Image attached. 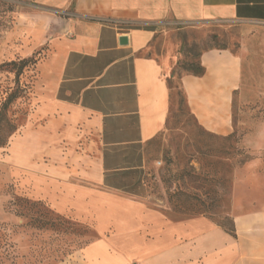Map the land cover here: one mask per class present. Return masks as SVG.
Listing matches in <instances>:
<instances>
[{
    "label": "crops",
    "instance_id": "obj_1",
    "mask_svg": "<svg viewBox=\"0 0 264 264\" xmlns=\"http://www.w3.org/2000/svg\"><path fill=\"white\" fill-rule=\"evenodd\" d=\"M216 21L264 25V0H28L18 14L27 52L46 48L22 138L38 155L23 159L37 165L30 196L99 236L69 264H264V210L234 215L232 236L204 216L174 221L145 204L170 59L144 53L168 29ZM199 60L204 75L181 78L187 105L201 128L227 136L239 59L215 49Z\"/></svg>",
    "mask_w": 264,
    "mask_h": 264
},
{
    "label": "rangeland",
    "instance_id": "obj_2",
    "mask_svg": "<svg viewBox=\"0 0 264 264\" xmlns=\"http://www.w3.org/2000/svg\"><path fill=\"white\" fill-rule=\"evenodd\" d=\"M26 4L28 0H0V109L11 93L16 94L0 119L4 142L0 146V225L14 244L2 248L1 258L3 264L12 260L13 264H69L73 254L99 236L91 223L58 214L47 201L30 196L29 171H36L37 165L28 166L23 159L30 156L36 162L38 155L36 147L27 155L22 138L37 109V64L46 56V48L27 52L31 43L24 40L18 22ZM215 49L229 51L240 62L239 86L231 102L234 137L229 144L233 148L226 143L225 153H220L222 142L207 137L188 105L180 103L177 74L184 72L176 70L166 129L147 148L151 177L145 204L174 221L204 216L229 227L234 215L264 210V25L216 21L171 28L144 54L157 60L169 58L170 75L177 64L196 62L195 54ZM22 59L29 61L16 76L18 66L7 63ZM167 167L191 169L190 176L183 178L184 195L175 201L174 211L161 181ZM194 173L206 178L195 180ZM179 207L189 213L180 214Z\"/></svg>",
    "mask_w": 264,
    "mask_h": 264
},
{
    "label": "trees",
    "instance_id": "obj_3",
    "mask_svg": "<svg viewBox=\"0 0 264 264\" xmlns=\"http://www.w3.org/2000/svg\"><path fill=\"white\" fill-rule=\"evenodd\" d=\"M222 50H224V49H222ZM200 55L201 54H195L194 55V57L197 58L196 62L179 63V64H177V68L173 69L169 78L167 79V87L169 90V101H170V98L172 96V90L174 88V74L176 73V70H180V71L182 70L184 72V74H179V73L177 74V79H178L179 84H180V89H179L178 94L181 95L180 103L185 102L187 105L186 95H185L184 89L181 85V78L183 75H191V76H195V77H201L204 75L205 69L200 63V60H199ZM28 61H29L28 59H22L18 63H16L15 61H11V62L7 63V65L8 66H10V65L16 66L17 65L18 68L16 70V76H18L21 73V71L27 66ZM15 98H16V94L14 92L8 96V98L6 99V101L4 102V104L2 105V107L0 109V119L2 118L3 113H4L5 109L7 108L8 104L10 102H12ZM204 132H205L207 137L217 138L219 141L222 142L223 148L222 147L220 148V151H219L220 153H222L225 150L224 147L226 146L225 145L226 143H228V149L233 148L231 146V144H229V142H231L233 140L234 133H231L227 136H218V135L209 133L205 130H204ZM3 145H4L3 138L0 137V146H3ZM224 153H225V151H224ZM165 172H166L165 173L166 175L163 176V178H161V181L165 185L167 200H168L169 204L171 205V211H174V208H176V206L178 207V204H176L175 201L180 200V198L184 195L182 192V189H181V186L183 183V178L186 174L190 176L191 169L190 170L182 169L181 171H176V170L173 171L170 167H167L165 169ZM192 176H194L195 180H199V179L203 180L204 178H206V176L204 174H201V173H198V174L194 173ZM170 185H173V188H171ZM194 198H198V197L195 195ZM188 211L189 210H186V209H180V207H179V212L182 215L188 214L189 213ZM213 222L215 224H217L218 226H220L221 228H223L228 234L235 236L232 220L230 221L229 227H226V226H224V224L216 222V221H213ZM7 245L9 247H12V248L14 247V244L12 242V235L8 233V230L5 228V226L0 225V264H3V262H4L3 259L1 258V256H2L1 253H3L1 250L3 247H5ZM14 262L15 261L12 260L11 264H13Z\"/></svg>",
    "mask_w": 264,
    "mask_h": 264
},
{
    "label": "built area",
    "instance_id": "obj_4",
    "mask_svg": "<svg viewBox=\"0 0 264 264\" xmlns=\"http://www.w3.org/2000/svg\"><path fill=\"white\" fill-rule=\"evenodd\" d=\"M60 16H63V17H70L71 16V14L70 13H68V12H60V13H58Z\"/></svg>",
    "mask_w": 264,
    "mask_h": 264
},
{
    "label": "water",
    "instance_id": "obj_5",
    "mask_svg": "<svg viewBox=\"0 0 264 264\" xmlns=\"http://www.w3.org/2000/svg\"><path fill=\"white\" fill-rule=\"evenodd\" d=\"M120 42L123 44V43L126 42V39H125V38H121V39H120Z\"/></svg>",
    "mask_w": 264,
    "mask_h": 264
}]
</instances>
